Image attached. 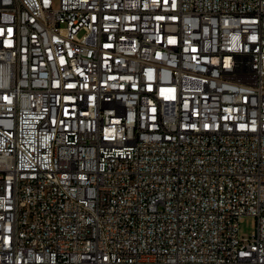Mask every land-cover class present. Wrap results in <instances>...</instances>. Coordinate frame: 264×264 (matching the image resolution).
<instances>
[{"label": "built area", "instance_id": "1", "mask_svg": "<svg viewBox=\"0 0 264 264\" xmlns=\"http://www.w3.org/2000/svg\"><path fill=\"white\" fill-rule=\"evenodd\" d=\"M0 264H264V0H0Z\"/></svg>", "mask_w": 264, "mask_h": 264}, {"label": "rangeland", "instance_id": "2", "mask_svg": "<svg viewBox=\"0 0 264 264\" xmlns=\"http://www.w3.org/2000/svg\"><path fill=\"white\" fill-rule=\"evenodd\" d=\"M254 230V220L251 218L245 219L241 224V234L249 236Z\"/></svg>", "mask_w": 264, "mask_h": 264}]
</instances>
